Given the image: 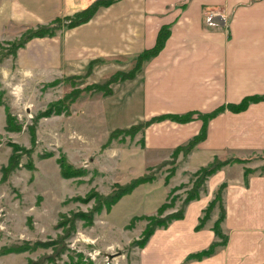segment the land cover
I'll return each mask as SVG.
<instances>
[{"label":"crops","instance_id":"0c3cea01","mask_svg":"<svg viewBox=\"0 0 264 264\" xmlns=\"http://www.w3.org/2000/svg\"><path fill=\"white\" fill-rule=\"evenodd\" d=\"M92 1L0 0V33L72 15ZM163 27L169 33L161 49L135 78L112 86L110 97L123 102L125 114L135 107L123 127L163 114H194L187 122L165 119L141 130L139 153L156 163L198 135L203 122L196 114L264 96V0H117L99 7L80 26L30 40L18 49L14 68L62 77L77 75L81 65L97 61L88 81L99 84L111 72L126 71L135 55L151 49ZM85 123L81 128L91 129ZM110 127L108 131L123 128ZM256 154L264 155V100L240 112L225 108L215 113L206 122L205 136L185 156L180 154L177 164L193 171L213 159ZM234 165L213 174L183 217L155 230L128 264H264V173H251L245 183L242 169ZM220 183H226L221 223L226 242L209 256L187 259L215 241L211 226L217 209L203 228L195 226Z\"/></svg>","mask_w":264,"mask_h":264},{"label":"rangeland","instance_id":"374dc122","mask_svg":"<svg viewBox=\"0 0 264 264\" xmlns=\"http://www.w3.org/2000/svg\"><path fill=\"white\" fill-rule=\"evenodd\" d=\"M114 1L117 0H111L110 3ZM55 18L24 30L15 29L12 34L0 33V59L3 57L0 62V170L17 160L14 169L8 174L2 175L0 171V264H128L130 257L147 244L155 230L183 217L187 205L199 198L205 190L206 181L213 174L228 165L236 164L234 166L242 169L244 178L245 167L254 169L252 174H258L264 167V155H232L228 158L245 161L231 162L215 171L206 178L198 197L182 205L186 193L195 183L196 178L192 175L205 165L193 171H185L187 164H177L179 157L174 160L172 158L175 150L169 157L156 163L139 153L137 142L140 141L139 134L145 126L142 128V123H139L123 127L125 120L134 113L135 107H129L125 114L127 107L122 105V101H116L115 97L110 98L112 92L109 95H89L88 92H82L80 97L69 102L67 113L50 112L35 120L39 113L51 111L48 105L71 92L74 85L82 91L91 84L87 74L89 63L81 65L77 75L68 73L66 76L51 75L48 78L46 75L39 77L36 73L23 74L21 68H14L18 49L13 50L15 44L9 46L10 41L15 43L19 38L25 41L28 32L35 31L38 25L47 26ZM30 40L25 41L23 46ZM134 57L126 71L133 68ZM115 73L117 72L107 74L103 82ZM54 78L62 83L42 88L47 84L44 81L52 83L56 80ZM73 79V83L67 82ZM128 80L131 79L121 82ZM117 83L119 82L111 83V88ZM89 99H99L100 103ZM6 107L15 117L13 124L21 127L17 132L4 129ZM89 108L92 113L87 115ZM219 108L221 107L217 109ZM79 109L84 110V113L80 114ZM165 119L171 120L167 117L161 120ZM85 122H89L91 129L81 128ZM110 126L123 128L108 131L112 128ZM116 129L126 130L115 135V140L106 148H101L109 134ZM11 144L20 148L17 154H14ZM62 157H65L71 168H82L83 174L62 178L57 163V159ZM173 170L174 173L168 176ZM153 173L155 176L151 182L137 186L109 210L95 197L97 194L101 198L109 195L114 184H126L132 179ZM164 205L166 207L160 210ZM206 206L198 218L196 230L203 228L215 213L216 208L211 211L204 225L196 228ZM181 207L182 217L170 220L164 226H155V220L168 216ZM97 208L100 209L96 211ZM83 216L86 219L79 218ZM217 216L218 213L212 222V231ZM152 217L153 221H149ZM149 229H152L151 234L141 243ZM13 245L19 248L27 246L29 249L23 252L12 251L10 248ZM92 250H98L100 254L90 258Z\"/></svg>","mask_w":264,"mask_h":264},{"label":"trees","instance_id":"16d2710c","mask_svg":"<svg viewBox=\"0 0 264 264\" xmlns=\"http://www.w3.org/2000/svg\"><path fill=\"white\" fill-rule=\"evenodd\" d=\"M110 2H111V0H95L93 3H91L90 6H88L87 8H85L83 10H80L79 12H77L75 14L65 16V18L57 17L47 26L38 25V26H36L37 28L35 31L28 32V35L26 36L25 41H28L32 38L51 37V36L55 35L56 32L59 31L60 29H69V28H72L74 26L85 23L93 16L95 11L100 6H107ZM168 33H169L168 28L163 27L158 32L155 45L151 49L145 50L141 54L134 57V66L132 69H130L128 71L117 72L109 80H107L101 84H98V83L89 84L82 91L79 90L77 87H74L75 86L74 85L72 87L71 92L66 93L61 99H59L55 102H52L48 105V107L50 108L51 111L48 110V111L39 113L38 115L35 116V120L39 117L47 116L50 112L60 114L61 111H65L64 113H67L68 108H69V106H68L69 102L77 99V97H80L82 92H88L89 95L95 94V93H100L102 95L111 94L112 89H111L110 84L114 83V82H121V81L126 80V79L134 78V76L140 72L142 65L150 57L154 56L161 49ZM25 41H23V39L19 38L17 42L12 43V41H10V43L7 42V44L9 43L8 44L9 46H12L13 44H15L13 46V50L14 49L16 50V49L21 48L23 46V44L25 43ZM14 55H15V53L13 54V56ZM2 58L3 57L1 56L0 62H1ZM95 62H97V61H95ZM95 62H92L88 65L87 74L90 73V69ZM67 82H69L71 84L74 82V79L67 81ZM59 83H60L59 80H55L52 83L44 84L42 86V88L47 89V88L53 87L55 85H58ZM260 100H264V96L245 97L238 104H231V105H227L226 107H221V108L215 110L213 113L196 114L195 116L197 118H200L203 122L201 130L197 136H195L193 139H191L187 143V145L175 149V151L172 154L173 160L176 159V157H178L180 154L182 156H185L187 153L190 152L191 148L199 140H201L205 136L206 122L215 113H217V112H219L225 108L231 112H240V111L244 110L248 106L249 103L257 102ZM65 103H67V104H65ZM4 111H5L4 113H5V123H6L4 126V129L8 132L19 131L21 129L20 125H14L13 124V120L15 119V117H13V115L8 111L7 107ZM166 117L171 119V120H177L178 122H184V121H188L192 117H194V114H186V115H182V116H162V117L159 116V117L152 118L151 120L142 123L141 127L143 128L144 126H146L147 124H149L152 121H159V120L164 119ZM129 128H131V127H129ZM129 128H127V129H129ZM31 130L33 132L32 128H31ZM124 130H126V129H116L111 134H109L106 141L101 145V148H106L112 142V140H115L114 139L115 135H117L118 133H123ZM11 147H12L14 154H17L16 152L20 151V148H18L17 145H15V144H11ZM14 154H13V156H14ZM11 160H12V158H11ZM9 161H10V159H9ZM244 161H245L244 159H239V158H227L224 160L213 159L207 165L199 168L192 175V177H195L196 180L192 186V189L186 193V197H185L182 205H184V204L188 203L189 201L196 199L198 197L200 191L203 188V184L205 183L206 178L208 176L212 175L215 171L221 169V167L225 166L226 164H230L231 162H244ZM57 163H58V166L60 168V176L62 178H73V177H77V176H80L83 174L82 168L81 169L71 168L70 165H68L66 163L65 157L57 159ZM16 164H17V160L13 164L8 163V165L1 167L0 171H1L2 175L8 174L11 169H14ZM174 165H175V161H173V166ZM173 168L175 170V167H173ZM174 170L170 171L168 176H171L174 173ZM253 172H254V169L250 170V168H246V167L244 168L243 180L245 183H246L247 177ZM263 173H264V167L259 171L258 174H263ZM154 176H155L154 173L153 174H146L144 176L142 175L138 178L132 179L131 181H129L126 184H122V185H120L118 183L114 184L113 190L111 191V193L109 195H105L101 198L97 194V195H95V197H98L99 200H101V202L103 203L106 210H109L118 200H120L126 194L131 193L137 186L144 184V183L151 182L154 179ZM225 187H226V183H222L216 189V191L213 194L212 199L209 201L208 205L206 206L205 210L203 211V216L199 220V223L196 227V228H201L204 225L205 221L208 219V216L211 213V211L214 208H216L218 210V216H217V219L215 220V223L212 227L216 240L213 241L207 249H205L201 252H198L196 254L190 255L187 257V259H201L203 257L209 256V255L214 253V251L217 247L223 246L225 244L226 235L223 234V232L221 230V223L225 217V209H224V205H223V191H224ZM92 194H94V193H92ZM165 207H166V205H164L163 208L161 207L160 210L164 209ZM99 209L100 208H97L96 211H98ZM182 215H183V213H182V207H181L178 211H176L172 214H169L168 216H165V217H162V218L155 220L154 221L155 226L156 227L157 226L158 227L164 226L170 220H173L175 218H180V217H182ZM79 218L80 219H86L84 216H83V218L82 217H79ZM152 219H154V218L152 217V218H149L148 220L151 221ZM151 232H152V229H149L144 234V237L141 240V243L146 240V238L151 234ZM10 249H12V251L23 252V251H27L29 248L27 246L26 247L23 246V247L19 248V247H16L13 245ZM76 264H84V263L78 262Z\"/></svg>","mask_w":264,"mask_h":264},{"label":"built area","instance_id":"2783aa9c","mask_svg":"<svg viewBox=\"0 0 264 264\" xmlns=\"http://www.w3.org/2000/svg\"><path fill=\"white\" fill-rule=\"evenodd\" d=\"M99 254H100V252L98 250H92V252L89 253V257L93 258L94 256H97Z\"/></svg>","mask_w":264,"mask_h":264}]
</instances>
